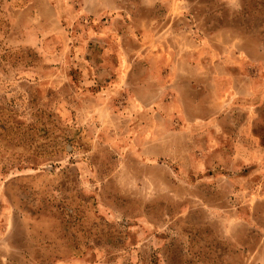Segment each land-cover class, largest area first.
I'll list each match as a JSON object with an SVG mask.
<instances>
[{
	"label": "rangeland",
	"instance_id": "1",
	"mask_svg": "<svg viewBox=\"0 0 264 264\" xmlns=\"http://www.w3.org/2000/svg\"><path fill=\"white\" fill-rule=\"evenodd\" d=\"M263 1L0 0V264H264Z\"/></svg>",
	"mask_w": 264,
	"mask_h": 264
},
{
	"label": "trees",
	"instance_id": "2",
	"mask_svg": "<svg viewBox=\"0 0 264 264\" xmlns=\"http://www.w3.org/2000/svg\"><path fill=\"white\" fill-rule=\"evenodd\" d=\"M261 4H264V1H263ZM245 13L247 14L248 12H245ZM246 14H245V15H246Z\"/></svg>",
	"mask_w": 264,
	"mask_h": 264
}]
</instances>
